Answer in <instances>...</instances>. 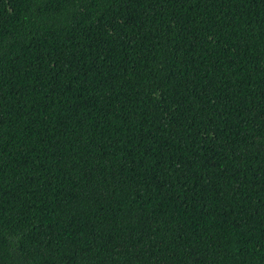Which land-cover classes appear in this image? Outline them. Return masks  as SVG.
Here are the masks:
<instances>
[{
	"label": "trees",
	"instance_id": "16d2710c",
	"mask_svg": "<svg viewBox=\"0 0 264 264\" xmlns=\"http://www.w3.org/2000/svg\"><path fill=\"white\" fill-rule=\"evenodd\" d=\"M0 264H264V0H0Z\"/></svg>",
	"mask_w": 264,
	"mask_h": 264
}]
</instances>
